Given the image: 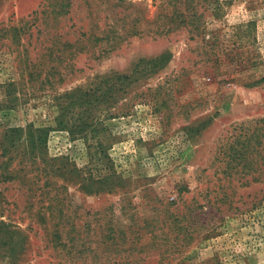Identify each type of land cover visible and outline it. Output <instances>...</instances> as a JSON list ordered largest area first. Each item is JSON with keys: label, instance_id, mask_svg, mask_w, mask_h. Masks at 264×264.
Masks as SVG:
<instances>
[{"label": "rangeland", "instance_id": "rangeland-1", "mask_svg": "<svg viewBox=\"0 0 264 264\" xmlns=\"http://www.w3.org/2000/svg\"><path fill=\"white\" fill-rule=\"evenodd\" d=\"M10 130L0 264H264V0H0Z\"/></svg>", "mask_w": 264, "mask_h": 264}, {"label": "trees", "instance_id": "trees-1", "mask_svg": "<svg viewBox=\"0 0 264 264\" xmlns=\"http://www.w3.org/2000/svg\"><path fill=\"white\" fill-rule=\"evenodd\" d=\"M185 19V20H184ZM188 19L186 20V17L184 16L183 17V20H181L180 23H187L188 24ZM195 20L192 19L191 22H194ZM192 25V23H191ZM193 31H195L196 33L200 32V29L197 25H195L193 27ZM56 59H60V57H57ZM31 130V129H30ZM70 131V130H68ZM13 132H16V131H9V133L7 134H4L2 136V138H0V150H1V155H6V153L8 152V147L12 146V144L14 143V134ZM29 143L31 145H34L35 144V140L33 138V132L32 131H29ZM3 169H4V163L0 164V181H12L15 176H12L11 174V171L10 172H6L7 174H4L3 172ZM177 251H174L173 253H175ZM166 253V252H164Z\"/></svg>", "mask_w": 264, "mask_h": 264}]
</instances>
